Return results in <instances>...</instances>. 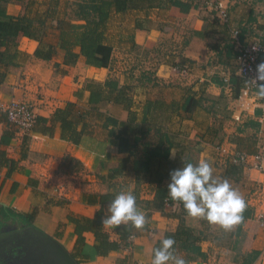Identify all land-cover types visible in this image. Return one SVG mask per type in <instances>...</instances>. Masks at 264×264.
Segmentation results:
<instances>
[{
  "label": "crops",
  "instance_id": "1",
  "mask_svg": "<svg viewBox=\"0 0 264 264\" xmlns=\"http://www.w3.org/2000/svg\"><path fill=\"white\" fill-rule=\"evenodd\" d=\"M125 1V9H118L116 0L103 1L107 20L101 31L113 52L108 66H98L82 56L69 60L60 49L62 30L80 22L71 13L70 0H0L5 16L23 22L29 31L0 36V210H35L34 225L75 253L79 264H152L165 233L180 229L181 215L198 236L191 251L181 248L185 238L173 246L186 264H243L238 258L256 244L262 253L254 264H264V228L257 221L259 233L251 237L245 229L236 251L223 248L216 240L219 224L183 214L179 203L165 210L154 207L157 184L140 179L134 169L135 159L145 157V144L165 149L173 141L169 157L175 169L186 160H207L204 147L210 146L227 172L252 181L247 204L255 216L264 209V195L258 193L264 174L231 165L215 148L229 143L257 152L264 97L254 92L247 105L239 100L244 80L231 32L239 29L244 45L256 37L264 43V0H223L230 13L227 24L218 18L214 0H182L192 3L189 11L173 0ZM14 98L35 105L37 121L29 132L11 123L2 109ZM109 118L150 129L133 155L121 151L123 128ZM250 120L254 128L246 123ZM220 134L223 139L213 142ZM180 141L188 146L180 147ZM135 188L137 206L146 216L144 228L133 227L134 238L125 240L121 226L130 222L101 224L120 247L87 257L98 239L85 232L86 244H78L70 216L94 218L101 212L103 219L110 215V202H102V194L133 193Z\"/></svg>",
  "mask_w": 264,
  "mask_h": 264
},
{
  "label": "trees",
  "instance_id": "2",
  "mask_svg": "<svg viewBox=\"0 0 264 264\" xmlns=\"http://www.w3.org/2000/svg\"><path fill=\"white\" fill-rule=\"evenodd\" d=\"M104 0H88L78 2L76 8V19L77 22L72 25L70 30L63 31L60 34L59 44L60 49L66 51L69 60L73 59L77 61L81 56L86 58V60L94 62L98 66H108L110 64L113 47L104 42V35L101 31L102 26L107 20V14L104 11ZM175 5L181 7L183 11H189L192 7V3L184 2L182 0H173ZM55 7H59L60 3L56 2ZM69 2H67V7ZM128 3L125 0H116V7L118 9H125ZM84 21V22H83ZM63 22V21H61ZM60 22V23H61ZM28 31V26H24L23 22L14 21L13 18H7L0 9V36H6L10 34H16L21 30ZM29 32V31H28ZM31 34V33H30ZM0 55L2 53L0 52ZM38 55H40L38 51ZM192 100L189 101L191 103ZM150 110V108H148ZM176 109V108H172ZM185 110H191L193 108H184ZM108 121L113 125H120L123 129L120 131V149L122 152H128L130 154L135 153V146L145 137V135L150 131V129L130 127L125 121H119L118 119L109 118ZM174 145L173 141L165 148L161 147H150L146 145L144 150L146 151L145 157L142 159L136 158L134 161V169L137 177H148L152 183L157 184L156 196L153 199L154 207L165 210L167 207L170 208L176 203L182 205L183 214H188L180 201H173L167 194V185L164 183L166 179H170V171L175 169L176 163L169 157L170 150ZM181 146H188L185 141H180ZM193 163L195 161L186 160L185 163ZM117 169H115L110 174V179L114 180L117 174ZM136 196V203L139 202V197L137 196V189L133 191ZM115 193H107L101 195L102 202H111L115 198ZM168 204V206H167ZM10 209V210H9ZM11 211L12 208H5L4 211ZM13 212V211H12ZM23 221L27 224L33 225L36 217V211L33 210L28 214H19ZM102 213L99 212L94 218L89 217H74L70 216V221L75 224V234L77 235V243L80 245L86 244V239L84 236L85 232H94L98 239V243L94 246V251L92 253L86 254L88 256L94 255H105L108 254L113 249L120 247L119 243L111 241L108 235L102 231ZM181 226L175 233H165L166 237L175 238V241L182 240V249L191 251L192 245L198 240V236L193 235L192 229L188 228L185 223V218L181 215ZM133 226L131 223L123 224L121 226V234L126 240L131 232L133 231ZM73 257L77 259V255L72 253ZM251 264H254L251 263Z\"/></svg>",
  "mask_w": 264,
  "mask_h": 264
},
{
  "label": "clouds",
  "instance_id": "3",
  "mask_svg": "<svg viewBox=\"0 0 264 264\" xmlns=\"http://www.w3.org/2000/svg\"><path fill=\"white\" fill-rule=\"evenodd\" d=\"M258 95L264 97V62L256 66L254 78ZM167 194L173 201H180L192 217H202L210 223L219 224L225 230L231 229L243 219L246 202L238 190L226 180L213 175V167L207 160L197 164L185 163L170 171ZM102 224L119 226L130 222L136 229L144 228L146 216L136 203V196L130 191H121L110 202ZM176 241L166 237L160 247L154 249L152 264H186L183 257L175 254Z\"/></svg>",
  "mask_w": 264,
  "mask_h": 264
},
{
  "label": "rangeland",
  "instance_id": "4",
  "mask_svg": "<svg viewBox=\"0 0 264 264\" xmlns=\"http://www.w3.org/2000/svg\"><path fill=\"white\" fill-rule=\"evenodd\" d=\"M80 1L88 0H70L72 14L74 11L76 12L78 2ZM215 1L216 0L213 2ZM219 112H221V110ZM221 114L223 115L225 113L221 112ZM246 123H250V127L254 128V123L251 120L249 122L246 121ZM238 138L240 137H236V139ZM222 139L221 134L219 136L216 135V137L213 138V142ZM204 150L207 151L206 154L209 156L207 160L213 167L214 177L221 180L226 179L233 188L240 192L246 202V208L242 213L243 219L240 223L234 225L229 230H225L220 225V229H216L217 243L222 245L223 248L236 251V249H238L237 247L240 245L245 229L248 231L250 229L251 237L254 236L252 234L259 233L260 229L256 222L257 220L253 213V209L247 204V199L253 191L252 183H250L252 181L248 179V176H244L243 174L234 176L232 174L233 171L231 173L227 172L226 168L218 164V154L215 150L211 149L210 146L207 148L204 147ZM195 151H199L198 147H195ZM196 152L194 156H196ZM198 162L199 159L195 161V164ZM9 210H0V264H64V261L61 260L59 254H57V249L52 245L55 242L50 235L45 234L34 224L30 225L25 223L19 215L23 213L18 212L16 209ZM248 222L250 223L249 228H245ZM208 223L210 224V222ZM257 246L258 244L252 247L248 255H243L242 258L240 257L238 259L240 261L242 260L243 264L255 263L261 257L262 253V249L256 248ZM236 254V257L240 255V253Z\"/></svg>",
  "mask_w": 264,
  "mask_h": 264
},
{
  "label": "built area",
  "instance_id": "5",
  "mask_svg": "<svg viewBox=\"0 0 264 264\" xmlns=\"http://www.w3.org/2000/svg\"><path fill=\"white\" fill-rule=\"evenodd\" d=\"M213 3L217 10V16L221 22L226 24L229 23L230 13L228 6L224 4L223 0H216ZM231 33L238 48L237 60L239 72L244 80L239 100L243 105H247L252 97V94L254 92H258L254 78L256 76V66L259 63L264 62V43L260 37H256L248 45H244L241 43V31L239 29H233ZM183 70L187 71L189 70V67L186 66ZM224 81L226 84L231 83L229 77H225ZM2 109L6 110L8 120L19 126L24 132H29L37 121L35 105L27 101L14 98L6 104V108ZM258 118L259 128L256 132V153L252 154L245 150L243 151L238 150L237 148H232L229 143H218L215 148L219 152L220 156L224 157L226 162H229L231 165L255 169L264 174V112ZM260 183L261 186L258 193L264 195V181ZM255 218L259 225L264 228V209L256 213ZM132 238H134V235H131L129 240H132Z\"/></svg>",
  "mask_w": 264,
  "mask_h": 264
},
{
  "label": "water",
  "instance_id": "6",
  "mask_svg": "<svg viewBox=\"0 0 264 264\" xmlns=\"http://www.w3.org/2000/svg\"><path fill=\"white\" fill-rule=\"evenodd\" d=\"M55 243L52 245L57 249V254H59L61 260L64 261V264H79V262L72 256L71 253L59 242L54 240Z\"/></svg>",
  "mask_w": 264,
  "mask_h": 264
}]
</instances>
